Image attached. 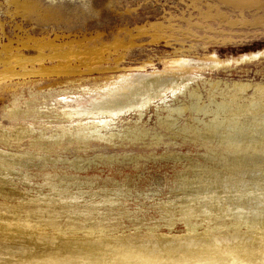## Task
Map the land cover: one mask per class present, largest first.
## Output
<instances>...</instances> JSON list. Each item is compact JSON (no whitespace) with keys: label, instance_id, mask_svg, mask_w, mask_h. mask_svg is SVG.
I'll return each mask as SVG.
<instances>
[{"label":"rangeland","instance_id":"1","mask_svg":"<svg viewBox=\"0 0 264 264\" xmlns=\"http://www.w3.org/2000/svg\"><path fill=\"white\" fill-rule=\"evenodd\" d=\"M0 38V48L13 41L0 57L14 60L5 77L0 65V202L41 220L82 222L85 212H69L56 198L81 206L111 198L115 211L101 205L98 213L127 232L158 222L181 230L204 214L195 199L264 222V92L254 90L264 84V0H0ZM139 66L177 72L179 84L140 115L114 114L118 120L95 133L59 127L109 118L65 119L60 104ZM37 196L42 203L29 201ZM171 202L182 209L163 218Z\"/></svg>","mask_w":264,"mask_h":264},{"label":"bare ground","instance_id":"2","mask_svg":"<svg viewBox=\"0 0 264 264\" xmlns=\"http://www.w3.org/2000/svg\"><path fill=\"white\" fill-rule=\"evenodd\" d=\"M33 3L30 12L36 15L38 9L37 5ZM11 39L12 38L8 39L7 44L1 45L0 55L2 54L4 56L5 54L6 56V54L11 52V48L13 47V41ZM9 58L5 59V57H0V65L3 66V69H6L2 74L0 73L2 77H5L6 74H13L10 68L13 67L12 64L14 60L11 61ZM184 61L189 64L194 62V60L189 59H185ZM173 62L176 63L178 67L184 66L178 63L177 60ZM142 68L143 66L137 67L135 69L137 72L135 73H125L124 71L119 75L110 76V80L105 78L107 82H102L103 84L97 83V86L90 88L93 90L92 94H90L92 96H88L82 101H77L71 106H64V103L60 104L64 109L61 115L65 119H70L69 116H93L97 114H107V116H110L109 118L107 117L105 120L96 118L86 122L77 121L73 124H62V126L59 127H61L63 131L68 130L70 127H75L73 131L83 130L86 133H95L100 127L108 125L110 122L113 123V121L117 119L111 117L114 114L118 115L134 110L140 115L143 107L151 104L156 97H159L166 90L173 89L179 84L173 77L177 72L168 71L166 69L156 73H145L139 71ZM182 68L184 69V67ZM178 80H180V78ZM99 82H101V80ZM238 84L240 89H245L249 85L247 83ZM64 86H66V84ZM64 90H66V88L62 89V91ZM97 90L98 93H94L97 92ZM254 90L263 93L264 84H256ZM47 95H50V93ZM50 99H55V96ZM37 110L39 111V109ZM58 116L60 115L58 114ZM107 136L109 137V135ZM128 139L126 138V140ZM98 141L100 142V140ZM110 145H112V143ZM129 155H132V153ZM123 157L124 156H122V158ZM118 190L120 191L121 188ZM98 194L100 193L98 192ZM251 194L253 195L254 193ZM122 195L125 194L123 193ZM98 196H101V194ZM65 199L63 200L62 197L56 198L57 202L62 201V207H67L68 209L66 210L69 212H85L78 218V220L82 222H67L68 219L67 221L64 220V222L41 220L35 216H31L27 212L28 209H22V207H20V212L23 211L21 215L19 208H14L16 205L12 207L11 204V206L8 207L5 205V202H0V264H264V222H253L247 218L248 215H244L247 212L229 208L228 204L225 202L218 207L219 200L214 199V202L209 200L208 203V201H206L208 199H204L205 201L203 199H197V201H195L196 199L194 198L195 204L199 205V209L202 208L204 214L200 219L186 221L181 230H175V224L173 223H168L166 227H163L161 223L158 222L155 224L153 223V225L149 227L146 226L144 230H139L135 228L137 227L136 225L134 226L132 224L134 228L127 232L121 230L124 228V226L122 227L123 224H121L120 228V226H117L118 224L107 220L111 218L110 216H104L106 214L103 215L98 213L101 209L99 206L101 205L102 207L104 206V210L116 209V207H114L115 199H101L98 202H93L94 200L89 202L85 201L86 203L83 206L79 205L80 203L78 205H72L71 202H68V200H75L73 198L67 199L65 197ZM116 199V201H118V198ZM31 200L39 201L41 198L37 196L29 199V201ZM46 201L48 202V200ZM259 201H263V199H259ZM40 202L42 203V200ZM164 202L166 201L164 200ZM180 203L181 202H171L168 206H164L163 218H166V210L169 208H175L177 211L181 210ZM207 203L211 205L210 208L205 207ZM37 204L39 205L40 203L37 202ZM159 205L162 207V204L159 203ZM244 206L248 207L247 205ZM262 206L264 207V202H262ZM123 207L125 206L123 205ZM217 208L223 210L226 217L218 213ZM104 210L103 212L106 213V210ZM158 210L161 211L160 209ZM15 212L17 214H15ZM112 212H109V214ZM9 213H13L14 215H9ZM260 213L264 214V211H260ZM123 216L124 215L121 217ZM241 217H245L246 219L242 218V221L234 220V218L237 219ZM203 218H208L210 222L204 223L202 221ZM120 220H118V222ZM139 221H141V219ZM142 223L144 222L142 221Z\"/></svg>","mask_w":264,"mask_h":264}]
</instances>
